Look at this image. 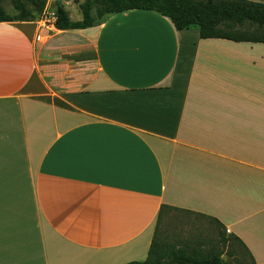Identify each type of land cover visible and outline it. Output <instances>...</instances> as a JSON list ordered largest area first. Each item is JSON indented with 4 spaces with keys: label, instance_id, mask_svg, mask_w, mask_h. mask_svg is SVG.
<instances>
[{
    "label": "crops",
    "instance_id": "1",
    "mask_svg": "<svg viewBox=\"0 0 264 264\" xmlns=\"http://www.w3.org/2000/svg\"><path fill=\"white\" fill-rule=\"evenodd\" d=\"M53 22L0 23V264L143 261L171 211L264 264V43Z\"/></svg>",
    "mask_w": 264,
    "mask_h": 264
},
{
    "label": "trees",
    "instance_id": "2",
    "mask_svg": "<svg viewBox=\"0 0 264 264\" xmlns=\"http://www.w3.org/2000/svg\"><path fill=\"white\" fill-rule=\"evenodd\" d=\"M46 1L11 0L14 13L9 14L0 0V23L34 22L42 14ZM78 9L81 19L73 21L65 8L56 1L54 27L58 30L86 29L99 25L109 15L130 10H146L170 19L177 31L198 29L201 39L264 43V4L246 0H83ZM54 102L57 106L66 107L59 100ZM163 209L169 208L164 207L160 210V219ZM201 217L222 228L216 219L202 215ZM229 238L237 241L243 248V260L231 263L222 258L221 252L203 253L198 248L189 249L188 246L175 248L161 240L158 223L146 259L126 264H254L252 256L240 240L234 236H227L223 231L222 242L226 243ZM228 257L234 255L229 253Z\"/></svg>",
    "mask_w": 264,
    "mask_h": 264
},
{
    "label": "rangeland",
    "instance_id": "3",
    "mask_svg": "<svg viewBox=\"0 0 264 264\" xmlns=\"http://www.w3.org/2000/svg\"><path fill=\"white\" fill-rule=\"evenodd\" d=\"M11 0H1V5L9 14L14 10ZM83 0L62 1V6L71 15L73 20L80 19L78 5ZM56 0H47L45 8L35 21L50 18L55 14ZM80 15V16H79ZM222 230L213 222L201 216L185 213L182 211H171L168 216L160 222L159 233L161 240L172 244L175 248H198L203 253L221 252L222 258L231 263L243 260L244 250L241 245L232 238L226 243L221 240ZM232 253L234 257H228Z\"/></svg>",
    "mask_w": 264,
    "mask_h": 264
},
{
    "label": "built area",
    "instance_id": "4",
    "mask_svg": "<svg viewBox=\"0 0 264 264\" xmlns=\"http://www.w3.org/2000/svg\"><path fill=\"white\" fill-rule=\"evenodd\" d=\"M55 19H56V17H55V14H54V15L51 16L50 18H48L47 16H44L43 19H40V20H38V21L43 22V24H47V23H50L51 21H54V22H55ZM54 22H53V24H54Z\"/></svg>",
    "mask_w": 264,
    "mask_h": 264
},
{
    "label": "water",
    "instance_id": "5",
    "mask_svg": "<svg viewBox=\"0 0 264 264\" xmlns=\"http://www.w3.org/2000/svg\"><path fill=\"white\" fill-rule=\"evenodd\" d=\"M60 6H62V0H56Z\"/></svg>",
    "mask_w": 264,
    "mask_h": 264
}]
</instances>
